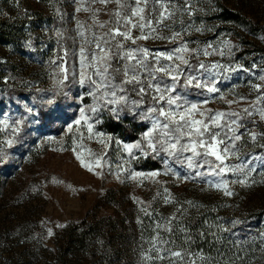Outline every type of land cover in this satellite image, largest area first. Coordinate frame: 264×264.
Returning a JSON list of instances; mask_svg holds the SVG:
<instances>
[{
    "label": "rangeland",
    "instance_id": "rangeland-1",
    "mask_svg": "<svg viewBox=\"0 0 264 264\" xmlns=\"http://www.w3.org/2000/svg\"><path fill=\"white\" fill-rule=\"evenodd\" d=\"M185 2L171 0L169 8L181 10L156 25L158 12L152 9L159 5L149 0L143 15L157 31L145 28L149 38L135 44L120 36L116 41L151 53L172 52L187 42L196 50L194 56L182 53L190 63L237 68L217 70L216 93L180 91L204 112L195 119L223 112L221 124L238 119L243 125L237 134L244 135L233 149L237 155L229 154L227 166L241 164L249 154L264 155L258 146L264 144V120L257 111L264 110V100L257 102L264 87L260 92L253 87L264 85L259 79L264 75V0H187L192 15L183 10ZM133 6L134 0H0V264H264V166L255 161L256 172L247 177L227 172L192 178L186 161L177 163L147 148V155L133 149L129 156L124 150V144L142 141L149 121L134 139L105 131L101 113H110L107 108L89 111L94 100L79 79L81 71L91 70L81 69L79 50L97 51L94 37L109 39L105 34L116 27L140 36L138 27L123 20ZM223 6L246 16L254 28L226 20ZM177 32L175 41L155 38ZM82 108L94 126L91 138L83 120L76 124ZM233 112L239 118L228 115ZM250 132L257 134L256 141ZM77 154L93 171L81 166ZM135 172L160 175L132 179ZM243 179L250 186L233 183ZM224 181L233 195L214 187ZM174 251L184 253L183 260L172 257Z\"/></svg>",
    "mask_w": 264,
    "mask_h": 264
},
{
    "label": "snow or ice",
    "instance_id": "snow-or-ice-1",
    "mask_svg": "<svg viewBox=\"0 0 264 264\" xmlns=\"http://www.w3.org/2000/svg\"><path fill=\"white\" fill-rule=\"evenodd\" d=\"M100 2L106 4L108 0H100ZM153 2L154 5H159L158 9H152V11L158 12L155 18L156 25L164 24L165 20H171L176 12L181 10L176 6L170 9L171 0H153ZM116 3L120 4V0H116ZM148 3L149 0H134V6L131 7V16L123 17L126 25L131 24L132 28L138 27L140 29L142 33L140 36L133 37L130 31H121L119 27H116L105 34L109 39L94 37L97 51L86 55L85 48H80V67L81 69L91 70L90 72L81 71L79 79L81 87H84L85 84L88 85L89 90L86 95L94 100V104L89 106V111L98 113L107 108L117 119L120 118L122 112L126 111L130 115L139 116L142 120L150 122V127L143 133L142 141L123 145L129 156H132L133 149L140 150L144 155L148 154L145 148L156 155L164 153L167 157H175L177 163L183 164L186 161L187 167L194 171L192 178L204 175H223L227 172L241 173L246 177L250 176L253 172H256L257 165L254 163L255 161H258L260 166H264V155L249 154L246 160H242L241 164L233 167L225 164L229 154L232 156L237 155L233 149L236 148V142L240 141L244 135L243 133L237 134L238 129L243 125L238 122V119L221 124L226 115L223 112H216L207 116L206 119H195L196 114L203 117L204 112L199 110L197 103L189 102L187 97L180 91V89L196 88L208 93H216L219 91L216 87L219 83V80L216 79L217 70L223 69L226 72H231L238 69L225 68L224 65L219 63H213L210 67L203 62L190 63L189 58L182 53H191L194 56L196 50L189 49L187 42L173 49L172 52L151 53L147 48L126 49L123 42L116 41V37L120 36L125 41L131 40L135 44L138 39L146 40L149 38V34H144L145 28L150 29V33L157 31L156 27L153 26L154 21L152 19L146 20L143 15ZM121 7H124V5H121ZM190 9L191 5L186 0L183 10L192 15ZM76 10L80 11L79 8ZM115 15L118 18L121 17L119 11ZM133 17H139L141 22L138 24L132 23ZM165 27L168 26L165 25ZM196 31H201V29L197 28ZM57 35L61 34L57 33ZM80 35L83 36V32ZM180 35L181 33L177 32L171 37L156 36L155 38L175 41ZM110 41H116L113 46L115 51H113V47H106ZM227 44L228 42L225 41L226 46ZM204 54L208 55L209 53L205 52ZM220 54L224 55L223 51ZM162 60L171 63H161ZM113 61L116 63L114 64ZM256 67L257 65L254 63L253 68ZM238 68H242V66H238ZM243 70L249 71L248 69ZM64 79H67L66 75ZM259 79L264 81V75H261ZM253 87L257 92H260L264 85L257 84ZM133 94L136 97L135 99L132 98ZM261 100H264V93L257 97V102ZM204 103H207V101H204ZM29 111L32 110L29 109ZM244 111L249 116L252 115V112H249L248 109H244ZM257 111L260 118L264 120V110L257 109ZM228 115L239 118V114L235 112ZM89 119L90 117L85 114V110L82 108L80 110V120H77L76 124L79 125L83 120L87 124L89 138H91L94 126L92 123H88ZM97 123H99L98 120ZM69 127L71 130V126ZM225 128L227 131H224L222 136L221 131ZM215 129H221V131ZM15 131L19 132L20 129L16 128ZM95 135L103 136L104 134L97 132ZM249 135L252 141L257 140L256 133L250 132ZM260 135L264 136V133ZM8 143L11 145L12 141H8ZM221 145H224V147L221 148ZM258 146L264 149V144ZM185 153H191V155L185 156ZM180 157H183V160ZM208 157H214V160H210ZM76 158L80 160L82 167L87 168L88 171H93V167L85 163L79 154ZM237 158L239 157L237 156ZM96 166L100 167V158H97ZM199 169H206V171L201 172ZM158 175H160L159 172L148 174L135 172L132 173L131 178L156 177ZM184 179H188V177H184ZM237 182L243 186H250L247 179L233 181V183ZM214 187H223L225 195H233L228 190L227 181L216 184ZM164 191L167 192V189ZM165 202H168L167 197ZM189 203L191 204V202ZM232 223L235 225L240 221H233ZM223 230L228 231L229 229ZM49 235H52L51 230H49ZM156 251L159 252L160 250L156 249ZM184 255L179 251L171 252L172 257L180 260H183ZM158 258L162 259L163 257ZM200 258L203 259V257ZM189 264H195V261L192 260ZM232 264H235V262L233 261Z\"/></svg>",
    "mask_w": 264,
    "mask_h": 264
},
{
    "label": "trees",
    "instance_id": "trees-1",
    "mask_svg": "<svg viewBox=\"0 0 264 264\" xmlns=\"http://www.w3.org/2000/svg\"><path fill=\"white\" fill-rule=\"evenodd\" d=\"M221 15L226 20L235 21L237 23L248 25L254 28L252 21L247 19L246 16L232 9H229L226 6H223ZM101 116H103L102 123L104 124L103 128L105 129V131L124 137H129L131 135L135 139L138 137L140 132L145 131L148 127V123H146V121H142L141 119H138L137 117H134L133 115H130L128 113H122L119 119H117L111 113H101ZM152 164V168H154L155 163Z\"/></svg>",
    "mask_w": 264,
    "mask_h": 264
}]
</instances>
